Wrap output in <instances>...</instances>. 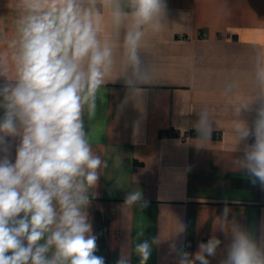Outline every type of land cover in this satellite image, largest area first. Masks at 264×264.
<instances>
[{"label": "clouds", "instance_id": "clouds-1", "mask_svg": "<svg viewBox=\"0 0 264 264\" xmlns=\"http://www.w3.org/2000/svg\"><path fill=\"white\" fill-rule=\"evenodd\" d=\"M6 7L0 16V264H105L88 209L109 163L94 151L86 121L95 120L101 90L117 79L111 78L117 52L123 103L141 101L140 85L153 72L146 35L167 20V0H7ZM250 73L255 95L225 111L233 116L234 151L243 145L235 167L264 187V49L251 58ZM233 90L228 85L224 94ZM212 127L205 109L198 119L201 142ZM124 204L144 209L149 202L134 190ZM230 212L225 206L221 214L220 231L231 241L220 264H264V232L256 237L236 223L228 229ZM185 230L183 223L177 228ZM221 243L212 235L195 253L171 249L176 264H210ZM155 244L156 238L135 243L139 264H147ZM116 264H131L130 255L121 253Z\"/></svg>", "mask_w": 264, "mask_h": 264}, {"label": "crops", "instance_id": "crops-1", "mask_svg": "<svg viewBox=\"0 0 264 264\" xmlns=\"http://www.w3.org/2000/svg\"><path fill=\"white\" fill-rule=\"evenodd\" d=\"M167 3L160 31L146 35L145 60L153 72L150 83L140 85L141 101L123 103L127 90L117 52L111 77L117 79L101 90L95 120L86 121L94 151L109 163L88 209L96 254L105 264H116L121 253L139 264L135 243L153 238L158 244L147 264H176L173 244L191 254L212 235L222 243L210 264H220L231 241L220 231L225 206L231 209L228 229L236 223L256 237L264 232V187L235 167L243 145L234 151L233 116L225 111L255 95L250 62L264 49V0ZM6 4L0 0V16L8 14ZM228 85L234 90L226 96ZM205 109L213 127L201 142L198 119ZM117 159L119 168L113 166ZM134 190L143 192L147 208L124 204Z\"/></svg>", "mask_w": 264, "mask_h": 264}]
</instances>
